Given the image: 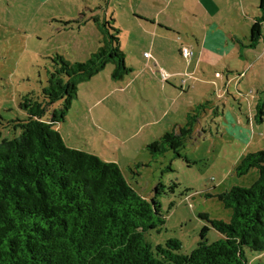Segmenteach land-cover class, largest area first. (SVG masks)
<instances>
[{
    "label": "rangeland",
    "instance_id": "obj_1",
    "mask_svg": "<svg viewBox=\"0 0 264 264\" xmlns=\"http://www.w3.org/2000/svg\"><path fill=\"white\" fill-rule=\"evenodd\" d=\"M261 2L0 0V139L19 136L10 121L23 118V96H39L47 86L52 58L82 63L100 49L93 22L99 17L112 34L111 28L121 30V50L134 74L115 81L107 64L79 87L56 130L69 147L116 163L144 199L151 200L159 183L165 186L159 197L165 223L144 234L154 251L178 240L180 253L188 255L204 226L209 244L222 240L200 214L231 221L232 211L215 196L250 188L258 171L238 176L236 169L246 155L264 149V24L256 46L250 40ZM184 48L194 56L183 57ZM114 88L125 93L105 95ZM190 113L197 122L182 158L171 150L152 158L147 146L179 132ZM258 255L246 249L248 264H264V252Z\"/></svg>",
    "mask_w": 264,
    "mask_h": 264
},
{
    "label": "trees",
    "instance_id": "obj_2",
    "mask_svg": "<svg viewBox=\"0 0 264 264\" xmlns=\"http://www.w3.org/2000/svg\"><path fill=\"white\" fill-rule=\"evenodd\" d=\"M260 8L250 30L251 46L262 38L264 0ZM93 22L100 49L82 63L52 58L47 86L39 96H23L18 106L23 118L10 121L19 136L0 139V264H248L246 249L264 252V149L246 155L236 169L238 176L258 171L250 188L232 187L215 196L232 211L231 221L200 214L224 238L209 244L204 226L198 246L183 255L178 240L154 251L144 237L165 223L159 200L164 185L155 187L151 200L144 199L116 163L69 147L56 130L66 121L79 87L107 64L114 66V80L130 73L119 29L111 28L112 34L99 17ZM186 118L179 132H167L147 146L152 158L168 150L182 158L197 122L191 113Z\"/></svg>",
    "mask_w": 264,
    "mask_h": 264
},
{
    "label": "crops",
    "instance_id": "obj_3",
    "mask_svg": "<svg viewBox=\"0 0 264 264\" xmlns=\"http://www.w3.org/2000/svg\"><path fill=\"white\" fill-rule=\"evenodd\" d=\"M254 8L257 9L258 7H257V6H254ZM139 19H141V18H139ZM155 23L158 24L157 22H154V23L152 22V24H153L155 27H157V26L155 25ZM211 25H212V26H210V27L214 28V24L212 23ZM212 28H211V29H212ZM216 29H217V28H216ZM212 30H213V29H212ZM119 31L121 32L120 29H119ZM120 32H119V34H120ZM119 40H120V37H119ZM120 48H121V42H120ZM123 53H124V52H123ZM145 53H146L147 55H149V56H152V55H153V51H145ZM145 53H144V54H145ZM124 54H125V53H124ZM193 56H194V54H193ZM193 56H192V57H193ZM125 62H126V54H125ZM126 65H127V63H126ZM161 73L164 74L165 72L162 71ZM129 74H134V72H133V71H130ZM140 75H141V74H140ZM136 77H137V76H136ZM123 79H124V78H123ZM123 79H122V80H123ZM92 80H93V79H92ZM115 81H118V80H115ZM168 81H169V80H168ZM168 81H167V82H168ZM167 82H166V83H167ZM118 91H120V92H122V93H125V90H124V89L114 88V89H112L109 93H107V94H105V95H112V94L117 93ZM105 95H104V96H105ZM102 99H103V96H102ZM99 102H100V101H99ZM260 255H261V254H259L258 256H260Z\"/></svg>",
    "mask_w": 264,
    "mask_h": 264
},
{
    "label": "built area",
    "instance_id": "obj_4",
    "mask_svg": "<svg viewBox=\"0 0 264 264\" xmlns=\"http://www.w3.org/2000/svg\"><path fill=\"white\" fill-rule=\"evenodd\" d=\"M182 55L183 57L189 59V58H192L193 52L189 50L188 48H184L182 49ZM163 76H164V79L167 77L165 74H163Z\"/></svg>",
    "mask_w": 264,
    "mask_h": 264
}]
</instances>
